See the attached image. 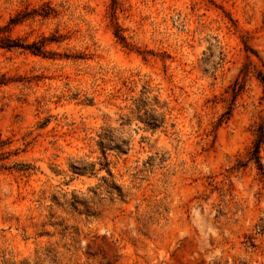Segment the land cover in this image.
Segmentation results:
<instances>
[{
    "label": "rangeland",
    "instance_id": "rangeland-1",
    "mask_svg": "<svg viewBox=\"0 0 264 264\" xmlns=\"http://www.w3.org/2000/svg\"><path fill=\"white\" fill-rule=\"evenodd\" d=\"M6 36L45 56L0 46V264H264V0H0Z\"/></svg>",
    "mask_w": 264,
    "mask_h": 264
},
{
    "label": "trees",
    "instance_id": "trees-1",
    "mask_svg": "<svg viewBox=\"0 0 264 264\" xmlns=\"http://www.w3.org/2000/svg\"><path fill=\"white\" fill-rule=\"evenodd\" d=\"M34 14V12H26L21 14V16H18L16 18H12L10 19V24H15L17 22H19L22 18ZM49 13H42V15L46 16ZM117 37L123 41L124 37L120 34L117 33ZM51 40H56V38H52ZM0 46L4 47V48H24L27 50H30L32 53L36 54V55H43L45 56V52L43 51L42 44H39L38 42H33L30 44H25L22 43L18 40L12 39L8 36L6 37H0ZM261 81L264 84V77H261ZM241 89V83L240 82H236L235 83V88H233V96L235 97L237 95V93L240 91ZM138 109H140V106L138 107ZM141 118V117H140ZM142 121L144 123H146L147 125L150 126V128L154 131L159 127L160 122L158 121V117H156V115L148 113L147 111L144 112V118L142 119ZM3 143L0 142V146H2ZM99 146L100 149L102 151V154L104 155L105 158V163L102 164V168L106 169V171L111 175V169L109 167L110 163L108 162V160L106 159V150L108 149H115L118 152H126L129 147V141H122V143H117L114 139V136L112 135L111 130H106V132L104 134L100 135V140H99ZM264 148V128L262 125H260L258 127V132L257 135L253 141L252 147L251 149L248 151V160L247 162H251L253 161L257 168L263 172V165L261 162V157H260V151L261 149ZM89 165H92L91 170H93V166L94 164L88 163L85 160H80L78 162H76L75 164V172L76 173H80V174H84L88 169H89ZM241 166H245V163L243 162H239L238 163V167ZM27 167H24L21 170H26ZM104 183H106L104 190L106 192V195L110 198V199H119L121 201H124L125 195L122 192V189H120L119 187H117L114 183L109 184L105 178H103ZM100 188V187H98ZM96 194V193H95ZM79 201L77 200L76 196H75V200L72 199L70 201V206L73 210H75V212H78L79 214H82V212H80L79 210ZM86 206V205H85ZM88 212V210H87ZM89 216V215H88ZM91 216H94V213H91Z\"/></svg>",
    "mask_w": 264,
    "mask_h": 264
}]
</instances>
